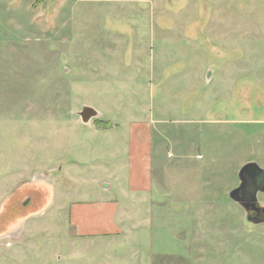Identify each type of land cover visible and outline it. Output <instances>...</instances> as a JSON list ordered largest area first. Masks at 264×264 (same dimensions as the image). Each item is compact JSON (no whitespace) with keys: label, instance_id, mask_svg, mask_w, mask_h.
Returning a JSON list of instances; mask_svg holds the SVG:
<instances>
[{"label":"rangeland","instance_id":"rangeland-1","mask_svg":"<svg viewBox=\"0 0 264 264\" xmlns=\"http://www.w3.org/2000/svg\"><path fill=\"white\" fill-rule=\"evenodd\" d=\"M131 128L152 189L119 195L118 233L79 236L72 208L127 188ZM249 162L264 168V0H0V211L42 196L0 264H264V223L228 195Z\"/></svg>","mask_w":264,"mask_h":264},{"label":"crops","instance_id":"crops-1","mask_svg":"<svg viewBox=\"0 0 264 264\" xmlns=\"http://www.w3.org/2000/svg\"><path fill=\"white\" fill-rule=\"evenodd\" d=\"M135 130V129H134ZM134 130H130V160L128 162V185L127 188L115 189V194L111 200H103L97 206L85 205L75 206L72 208L71 218L73 225L77 227L79 236L103 234L105 236L116 234L118 229V212L121 207V198L126 194H135L140 198L135 197L133 201H143L144 195L149 193L152 189V173L153 162L151 158V144L149 134L142 132L141 135H135ZM132 131V132H131ZM67 171V167L64 169ZM105 189H113V184H104ZM147 200V198H146ZM132 201V202H133ZM145 201V200H144ZM89 211H93L90 213ZM98 217L100 226L95 229H88L87 224L89 218ZM81 222V225H80ZM121 232V230H120Z\"/></svg>","mask_w":264,"mask_h":264},{"label":"water","instance_id":"water-1","mask_svg":"<svg viewBox=\"0 0 264 264\" xmlns=\"http://www.w3.org/2000/svg\"><path fill=\"white\" fill-rule=\"evenodd\" d=\"M84 124H88L99 116L95 108L84 106L79 112ZM240 184L229 192V199L239 204L247 213L251 223H264V214L260 221L253 220L254 214L264 213V206L259 203V194H264V168L256 162L245 164L238 173Z\"/></svg>","mask_w":264,"mask_h":264},{"label":"flooded vegetation","instance_id":"flooded-vegetation-1","mask_svg":"<svg viewBox=\"0 0 264 264\" xmlns=\"http://www.w3.org/2000/svg\"><path fill=\"white\" fill-rule=\"evenodd\" d=\"M37 197L41 198L42 196L37 195L36 193L30 194L23 200L21 205L15 206L13 208L10 207V208L3 209L0 211V232L2 231V233H0L1 234L0 237L1 236L3 237L2 234L5 230V228L7 226H9L10 222H13V220L17 219L19 215L21 216V214L25 210H28V209L36 206L35 204L38 202ZM263 214L264 213L252 215L253 220L260 221L262 219L261 217L263 216ZM253 224H255V223H253Z\"/></svg>","mask_w":264,"mask_h":264}]
</instances>
